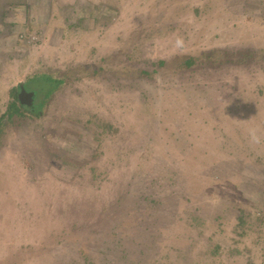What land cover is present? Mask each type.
<instances>
[{
  "label": "rangeland",
  "instance_id": "rangeland-1",
  "mask_svg": "<svg viewBox=\"0 0 264 264\" xmlns=\"http://www.w3.org/2000/svg\"><path fill=\"white\" fill-rule=\"evenodd\" d=\"M243 47L264 0H0V114L54 94L0 139V264H264V59L173 73Z\"/></svg>",
  "mask_w": 264,
  "mask_h": 264
},
{
  "label": "trees",
  "instance_id": "trees-1",
  "mask_svg": "<svg viewBox=\"0 0 264 264\" xmlns=\"http://www.w3.org/2000/svg\"><path fill=\"white\" fill-rule=\"evenodd\" d=\"M256 52H259L260 54L255 55ZM211 53L214 55V58L211 59L210 54L208 53H202L199 56H185V57H178L176 58L175 65L173 64V60L170 61L171 65H174L173 69H174V74L176 75H180V74H184L187 70H193L194 68H192V66H195L197 64V62L202 63L203 60L204 63H206V67H212L211 64H216V61L218 60L220 64H234V63H249V61L252 60H256V61H260L262 59H264V48H260L258 50H254V49H248L246 47L243 48H226V49H219V50H211ZM212 62H211V61ZM160 64H164L165 62H163V60L159 61ZM199 63V64H200ZM211 63V64H210ZM47 72H43L42 73V77H40V79H45V80H52L51 78H49V76H47ZM40 74H34L32 77H26L25 78V83L23 84L24 88L29 92H33L34 93V97L33 99H35L36 102H33L31 105L26 104L24 102H22L19 98V93L21 91V87L20 84L16 85V92L14 89V92H12V95H15V98L13 101H10L7 109L5 112L0 114V139L4 138V133H5V125H7L8 122L11 121L12 117L14 115H25L26 110L34 113L37 110V107L39 105V102L36 100L38 97H44L47 103L48 97L51 94V97L54 95L52 90H47L45 93V89L44 87L46 86L44 84V86L42 85L43 89L41 87H39L38 85L36 87H31V84L36 81L38 82V78ZM53 98V97H52ZM52 98H49L52 99ZM31 108L30 110L28 108ZM34 107V108H32ZM173 133V131H172ZM175 138V137H174ZM177 142H179V144L181 143V137H179L177 140H175ZM5 142V141H4ZM184 146V145H182ZM3 147V146H2ZM2 149V148H1ZM0 149V150H1ZM114 194V193H113ZM112 194V198L113 200L117 203L115 206H110L112 205L114 202L111 201L109 204V201L106 203V199L108 198L109 193L106 191V193L101 194V199L102 202L104 201L106 204H104L101 208V211L104 210V216H106V212L109 213V215L111 216V218H115V215L120 216L119 210L120 212H122L123 209H120V207L124 208V205H122L120 202V198L122 197V195L119 192L120 196H116ZM130 195H132V193H130ZM100 211V212H101ZM125 214V212H122V217ZM99 215V214H98ZM102 216V215H100ZM127 216V215H125ZM120 217V218H122ZM98 218H100L98 216ZM103 218V216L101 217ZM119 219V218H118ZM102 223L101 221L99 223L96 224H100ZM117 226V224H116ZM119 226V224H118ZM131 238H134V233L130 236Z\"/></svg>",
  "mask_w": 264,
  "mask_h": 264
},
{
  "label": "clouds",
  "instance_id": "clouds-1",
  "mask_svg": "<svg viewBox=\"0 0 264 264\" xmlns=\"http://www.w3.org/2000/svg\"><path fill=\"white\" fill-rule=\"evenodd\" d=\"M174 47L182 49L184 47L183 39L178 37L174 42ZM248 137L252 144H259L261 142V137L258 135V130L256 128L248 129Z\"/></svg>",
  "mask_w": 264,
  "mask_h": 264
},
{
  "label": "water",
  "instance_id": "water-1",
  "mask_svg": "<svg viewBox=\"0 0 264 264\" xmlns=\"http://www.w3.org/2000/svg\"><path fill=\"white\" fill-rule=\"evenodd\" d=\"M20 87H21V92H20V95H19L20 100L22 102H24V103L26 102V104L31 105L32 104L33 92H26V90H25V88L23 86V83L20 84ZM24 95H25V97H26V95H28L29 96V100L25 101L24 97H23ZM30 97H31V99H30Z\"/></svg>",
  "mask_w": 264,
  "mask_h": 264
},
{
  "label": "crops",
  "instance_id": "crops-1",
  "mask_svg": "<svg viewBox=\"0 0 264 264\" xmlns=\"http://www.w3.org/2000/svg\"><path fill=\"white\" fill-rule=\"evenodd\" d=\"M26 20H28V18L25 17V25H26L25 29L28 28V26H27L28 24H27V21Z\"/></svg>",
  "mask_w": 264,
  "mask_h": 264
},
{
  "label": "flooded vegetation",
  "instance_id": "flooded-vegetation-1",
  "mask_svg": "<svg viewBox=\"0 0 264 264\" xmlns=\"http://www.w3.org/2000/svg\"><path fill=\"white\" fill-rule=\"evenodd\" d=\"M24 97V100H25V95L23 96ZM26 97L28 98V100H29V96L28 95H26ZM30 99H31V97H30Z\"/></svg>",
  "mask_w": 264,
  "mask_h": 264
}]
</instances>
